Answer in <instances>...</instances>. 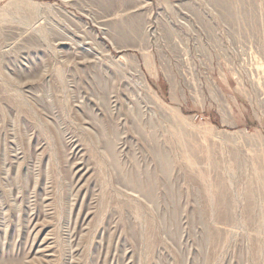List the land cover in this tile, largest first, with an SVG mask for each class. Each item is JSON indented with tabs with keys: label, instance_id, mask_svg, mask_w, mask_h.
Instances as JSON below:
<instances>
[{
	"label": "rangeland",
	"instance_id": "obj_1",
	"mask_svg": "<svg viewBox=\"0 0 264 264\" xmlns=\"http://www.w3.org/2000/svg\"><path fill=\"white\" fill-rule=\"evenodd\" d=\"M225 2L0 0V264H264V0Z\"/></svg>",
	"mask_w": 264,
	"mask_h": 264
},
{
	"label": "bare ground",
	"instance_id": "obj_2",
	"mask_svg": "<svg viewBox=\"0 0 264 264\" xmlns=\"http://www.w3.org/2000/svg\"><path fill=\"white\" fill-rule=\"evenodd\" d=\"M216 2H218V3H221V4H223V3H226L225 1H229V0H215ZM17 8L19 7V6H16ZM15 7V8H16ZM262 55H263V59H264V51L262 52ZM145 58V57H144ZM264 63V62H263ZM145 64H146V66L148 67V69H149V66H150V63H149V59L148 58H145ZM139 73H140V75H141V77H142V80H144L145 81V78H144V76H142L143 74H142V72L141 71H139ZM144 83V82H143ZM145 83H146V81H145ZM172 83H173V81H172ZM212 83V82H211ZM174 84V83H173ZM175 86L173 85V89L175 90V88H174ZM213 87L216 89V91H218L219 90V87L215 84V83H213ZM219 94H220V96H221V98H222V102H221V104H220V108H221V110H225V109H227L228 111H230V104L227 102V100H226V98L222 95V93L220 92V90H219ZM258 104H261V103H258ZM222 194L223 193H220L219 195H221L222 196Z\"/></svg>",
	"mask_w": 264,
	"mask_h": 264
}]
</instances>
